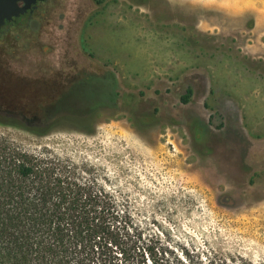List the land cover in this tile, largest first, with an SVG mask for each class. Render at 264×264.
Returning <instances> with one entry per match:
<instances>
[{"label": "rangeland", "instance_id": "obj_1", "mask_svg": "<svg viewBox=\"0 0 264 264\" xmlns=\"http://www.w3.org/2000/svg\"><path fill=\"white\" fill-rule=\"evenodd\" d=\"M56 4L0 38V136L95 168L96 258L264 264V0Z\"/></svg>", "mask_w": 264, "mask_h": 264}, {"label": "trees", "instance_id": "obj_2", "mask_svg": "<svg viewBox=\"0 0 264 264\" xmlns=\"http://www.w3.org/2000/svg\"><path fill=\"white\" fill-rule=\"evenodd\" d=\"M94 171L0 136V264H128L95 256L118 244L110 222L119 213Z\"/></svg>", "mask_w": 264, "mask_h": 264}, {"label": "flooded vegetation", "instance_id": "obj_3", "mask_svg": "<svg viewBox=\"0 0 264 264\" xmlns=\"http://www.w3.org/2000/svg\"><path fill=\"white\" fill-rule=\"evenodd\" d=\"M56 3L57 0H36L28 2V4H25V1H17V7L11 10L16 16L3 18V23L0 26V38L13 35L15 39H20L25 32L32 28L41 29L44 24L52 21ZM1 46H3V41L0 40Z\"/></svg>", "mask_w": 264, "mask_h": 264}, {"label": "water", "instance_id": "obj_4", "mask_svg": "<svg viewBox=\"0 0 264 264\" xmlns=\"http://www.w3.org/2000/svg\"><path fill=\"white\" fill-rule=\"evenodd\" d=\"M17 1H25V4H28V2H35L36 0H0V26L2 25L5 16H16L11 10L17 7Z\"/></svg>", "mask_w": 264, "mask_h": 264}]
</instances>
